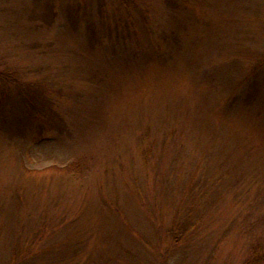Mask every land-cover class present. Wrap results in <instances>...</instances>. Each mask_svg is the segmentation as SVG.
<instances>
[{"label": "rangeland", "instance_id": "374dc122", "mask_svg": "<svg viewBox=\"0 0 264 264\" xmlns=\"http://www.w3.org/2000/svg\"><path fill=\"white\" fill-rule=\"evenodd\" d=\"M255 255L264 0H0V264Z\"/></svg>", "mask_w": 264, "mask_h": 264}, {"label": "trees", "instance_id": "16d2710c", "mask_svg": "<svg viewBox=\"0 0 264 264\" xmlns=\"http://www.w3.org/2000/svg\"><path fill=\"white\" fill-rule=\"evenodd\" d=\"M8 77H10V75H8ZM15 82H17V81H15ZM17 84H19V83H17ZM20 88L21 89H19V94H20L21 102L28 103L30 106L34 107L33 109L38 110L40 108V105L37 102L38 101V99H37L38 96H36V94L39 95V93H40L39 90L37 91V88L32 89L31 87H29L32 90L24 91L25 90V85L20 87ZM259 262H260V258L257 259V255H255V257L251 260V264H259Z\"/></svg>", "mask_w": 264, "mask_h": 264}]
</instances>
